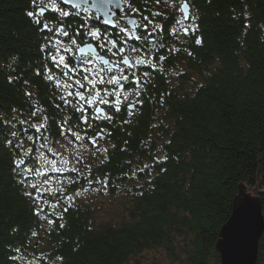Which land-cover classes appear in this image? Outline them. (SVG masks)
I'll return each mask as SVG.
<instances>
[{
    "label": "trees",
    "instance_id": "obj_1",
    "mask_svg": "<svg viewBox=\"0 0 264 264\" xmlns=\"http://www.w3.org/2000/svg\"><path fill=\"white\" fill-rule=\"evenodd\" d=\"M189 2L191 15L199 17L196 35L202 45L194 43L195 36L167 41L193 55H172L167 72L153 76V102L145 103L136 123L116 127L112 138L103 141L116 148L110 163L101 165L102 156L92 171L97 178L110 176L107 190L97 191L99 185L90 187L85 180L68 189V194L79 192V198L91 192L120 195L121 221L100 222L99 208L76 198L64 220L50 228L45 217L32 214L28 199L13 183L11 158L0 151V264H10L12 255L16 264H40L33 257L49 254L62 255L64 264H219L218 234L241 185L260 199L264 216V0ZM152 8L173 14L163 3ZM30 10L31 0H0V66H5L0 71V110L12 116L17 115L13 107L26 109L30 99L19 91L22 83L7 82L6 75H15L6 67H16L12 57H19L20 68L27 70L23 78L35 94L33 101L50 107L53 92L34 75L40 41L27 16ZM245 23L250 24L246 35ZM161 94L163 106L154 102ZM125 140L128 150L121 152ZM149 152L168 159L150 174L145 170L135 179L126 178L124 173L152 164ZM13 228L19 231L13 234ZM17 246L19 252L9 251ZM256 264H264V232Z\"/></svg>",
    "mask_w": 264,
    "mask_h": 264
},
{
    "label": "snow or ice",
    "instance_id": "obj_2",
    "mask_svg": "<svg viewBox=\"0 0 264 264\" xmlns=\"http://www.w3.org/2000/svg\"><path fill=\"white\" fill-rule=\"evenodd\" d=\"M153 3L178 8L179 16L154 10ZM31 7L27 16L40 41V64L34 75L53 90L50 107L31 99L35 94L27 90L29 81L23 78L27 70L20 68L19 57H12L16 67L11 63L6 67L15 75H6L7 82L24 85L19 91L30 98L29 107H13L16 116L0 110V151L11 158L13 183L28 199L32 214L45 217L51 228L56 220H64L80 195L68 194L70 187L85 180L90 187L99 185L97 191L107 190L112 183L110 176L93 175L92 161L102 155L100 164L110 163L116 145L102 142L112 138L116 127L136 123L145 103L153 102V76L167 72L166 62L172 55H193L167 41L180 43L181 36L187 40L195 36L196 45L203 41L196 35L199 17L191 15L189 0L179 5L171 0H31ZM243 19L250 17L244 15ZM249 28L245 23L244 35ZM4 67L0 66V71ZM154 102L163 106L164 95ZM118 116L124 118L118 120ZM128 144L125 140L120 151L127 152ZM149 155L151 165L143 164L124 176L135 179L137 172L145 170L150 174L153 167L168 159L166 155ZM125 163L130 165L131 161ZM64 227V223L59 224L60 229ZM18 231L12 229L13 234ZM31 234L37 235L35 231ZM9 251L19 252L20 246L9 247ZM33 258L40 264H64V257L57 254ZM9 260L16 264L17 257L12 255Z\"/></svg>",
    "mask_w": 264,
    "mask_h": 264
},
{
    "label": "water",
    "instance_id": "obj_3",
    "mask_svg": "<svg viewBox=\"0 0 264 264\" xmlns=\"http://www.w3.org/2000/svg\"><path fill=\"white\" fill-rule=\"evenodd\" d=\"M263 232L261 201L241 185L233 200L231 215L218 234L215 250L219 264H256Z\"/></svg>",
    "mask_w": 264,
    "mask_h": 264
},
{
    "label": "rangeland",
    "instance_id": "obj_4",
    "mask_svg": "<svg viewBox=\"0 0 264 264\" xmlns=\"http://www.w3.org/2000/svg\"><path fill=\"white\" fill-rule=\"evenodd\" d=\"M183 0H171L172 4L179 5L181 4ZM166 9L169 12H176L179 15V10L178 8H173L169 4H165ZM182 36L180 37V39ZM133 59H135V56L132 54ZM62 142V141H61ZM105 144V142H102ZM102 157L99 156L96 158L93 162L100 160ZM77 199L80 202H86L89 203L92 206H95L99 208L98 212V220L100 222H111V223H117L121 221V217H123L122 211H123V198H121L120 195L115 196L114 198L109 197L108 195L106 196H100L96 192H91L89 195H84L83 197H77ZM148 258L154 257V258H160V255L156 253H146Z\"/></svg>",
    "mask_w": 264,
    "mask_h": 264
},
{
    "label": "flooded vegetation",
    "instance_id": "obj_5",
    "mask_svg": "<svg viewBox=\"0 0 264 264\" xmlns=\"http://www.w3.org/2000/svg\"><path fill=\"white\" fill-rule=\"evenodd\" d=\"M125 25L124 24H121V27H124ZM129 55H131L132 56V53L131 52H129Z\"/></svg>",
    "mask_w": 264,
    "mask_h": 264
}]
</instances>
